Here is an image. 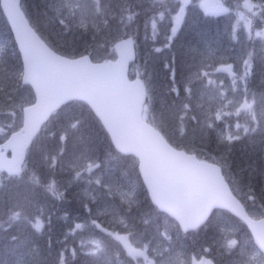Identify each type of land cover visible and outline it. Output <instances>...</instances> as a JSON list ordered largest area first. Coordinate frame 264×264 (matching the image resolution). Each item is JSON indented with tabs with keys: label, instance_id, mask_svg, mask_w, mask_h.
Segmentation results:
<instances>
[{
	"label": "snow or ice",
	"instance_id": "1",
	"mask_svg": "<svg viewBox=\"0 0 264 264\" xmlns=\"http://www.w3.org/2000/svg\"><path fill=\"white\" fill-rule=\"evenodd\" d=\"M190 2L56 0L50 18L59 26L54 42L26 18L20 0H0L23 57L19 66L0 60V231L16 229L7 233L10 259L5 264H70L69 251L72 261L83 254L93 258L91 264H111L104 237L120 244L128 264H216L211 245L189 255L167 229H157L146 242H131L132 226L122 214L136 203V186L125 191L105 178L106 165L97 162L82 131L97 121L110 137L109 156L130 164L138 182L142 177L139 186L146 188L154 211L178 232H195L224 210L249 230L243 238L214 242L231 258L228 264H264V167L245 177L234 174L230 159L242 136L258 135L264 142V93L249 99L247 86L257 59L264 67V0L235 5L247 41L259 38L258 58L255 48L244 44L228 63L218 55V38L209 37L182 68L175 58L163 65L167 80L162 87L139 72L135 80L127 76L133 34L150 26L155 35L160 22L167 21L163 46L168 48ZM199 6L205 14L234 11L228 0H200ZM69 35L73 39H65ZM230 37L238 39L236 25ZM234 64L242 65V72ZM73 105L80 106V115L60 120V113ZM242 117L247 118L243 123ZM85 184L96 186L91 200L85 199ZM75 188L81 189L77 198L87 211L84 223L70 227L55 251L50 235L41 248L39 238L52 226L47 204L66 200ZM117 195L120 203L109 204ZM110 213L120 217L126 235L103 222L101 217ZM80 229H89L93 238H82L78 248L69 250L68 235Z\"/></svg>",
	"mask_w": 264,
	"mask_h": 264
},
{
	"label": "trees",
	"instance_id": "2",
	"mask_svg": "<svg viewBox=\"0 0 264 264\" xmlns=\"http://www.w3.org/2000/svg\"><path fill=\"white\" fill-rule=\"evenodd\" d=\"M22 10L24 11L26 17L32 23H38L41 26L43 34L56 42V37L52 35L59 30V26L50 22V18L54 16L52 10L49 7V0H20ZM232 4L231 0H228ZM235 3L233 7H235ZM193 12V7L189 6L186 9L184 20L182 21L180 27L178 28L172 44L165 48L164 45V33L169 31L165 27L168 23L167 21H162L158 25L157 33L154 35L151 27L149 26L147 32H145L143 26H141L139 33H134L133 37L136 38L137 43V58L135 63L142 67V71H139L144 78L151 80L152 84L157 88L162 87L167 80V70L163 65L175 58L177 68H182L183 65L189 61L192 57L194 47H202V35L198 33L202 26L201 19L206 23H209L212 31L214 30L213 22L219 23L220 18L214 17H203L202 15L200 21L197 23L196 19H191V14ZM195 22L196 24H192ZM0 26H3L5 31L11 38L10 32L8 30L6 21L0 12ZM145 36V38H144ZM226 38L227 36L224 35ZM144 38V40H143ZM12 39V38H11ZM65 39H73L71 35L65 37ZM87 39H90L87 38ZM82 43V42H81ZM231 45H235L234 43ZM11 48H6L5 46L0 48V60H3L8 66H19L20 59L17 54L15 45L13 41L10 42ZM155 48H160V52H156ZM11 52V54H9ZM98 54L100 57L104 56V50L98 49ZM103 60V59H100ZM259 63H256L255 74L248 78V88L252 90L257 97L261 93H264V85L261 84L264 77L262 73L258 71ZM133 67V64H132ZM79 105H73L72 107L65 108L63 112L60 113L59 119L64 121L72 120L73 117H78L81 112ZM244 118V120H243ZM246 117L241 118V122H245ZM54 131L55 128L53 127ZM82 131L89 138V146L92 149L93 155L97 158V162H106L109 158V138L106 132L103 130L100 123L97 121L93 124L86 125ZM80 133H77L78 137ZM76 137H74L75 141ZM231 163L233 165L234 174H239L241 176L247 177L250 172L258 173L261 167H264V142L261 141L260 137L257 135L254 138L243 137L240 141L234 142V146L231 152ZM111 169L114 171V180L118 183L131 182L136 186V193L140 188L137 179L136 171L131 167L130 164L125 163L122 159L117 158L114 163L109 162ZM104 172L106 170L104 169ZM78 191V188L76 189ZM72 191H75L74 189ZM140 194L141 198L146 197L145 189ZM77 193H80L79 191ZM77 193H70L66 200L56 201L55 204L48 203L46 206V215L48 212L52 213V226L51 232L46 235L40 236L39 245L41 248L46 246V241L48 235L54 244V251L56 248L61 247L62 241L65 240V234L69 233V228L74 227L75 223H83L82 220L86 215V210L82 208L79 199L77 198ZM223 212V211H222ZM234 219V218H233ZM239 226V232L246 234L245 227L239 221H236ZM203 230L200 231V238H207L212 236V225L209 226V221L205 226L202 227ZM16 234V229H7L6 231H0V264H5L10 258L6 253V248L8 246L10 236L7 233ZM85 234V236L92 235L89 229H83L81 232L77 231L75 235H68L67 247L71 250L73 247L78 248L77 243L78 234ZM100 237L96 234L95 237ZM108 245L107 258H113V253L121 252V247L116 245L117 243L110 240L104 239ZM113 251V252H112ZM109 252V254H108ZM70 264H87L90 257L80 254L76 257L74 261L71 259V253L69 251Z\"/></svg>",
	"mask_w": 264,
	"mask_h": 264
},
{
	"label": "rangeland",
	"instance_id": "3",
	"mask_svg": "<svg viewBox=\"0 0 264 264\" xmlns=\"http://www.w3.org/2000/svg\"><path fill=\"white\" fill-rule=\"evenodd\" d=\"M232 1V6L234 5V2H239L242 4L243 0H231ZM208 3H214L216 0H207ZM56 3V0H49V7L52 10V5ZM235 3V5H236ZM200 0H191L189 6L193 7V12L191 14V19H196L197 18V23L200 21L201 17L199 18L200 15L203 17H214V18H220L219 23L214 26V30L210 28L209 23H206L201 19L200 22H202V26H199L198 33L204 34L202 35V43L204 42L205 38H218V47H219V53L218 55H221L225 58H227L228 63H233L236 60V55L241 49L242 45L247 44L249 48H255L257 58L260 55V49H259V38H256L255 43L251 41H247V32L244 29V21L241 20L239 23H237V18L235 16V7H233L234 11L232 15H228L225 13H219V14H212V11L210 10L208 14H205L204 9H202L200 6ZM188 6V7H189ZM52 14L53 11L51 12ZM182 21L178 25V28L180 27ZM193 25L196 24L195 22L192 23ZM233 25H236L237 27V32H238V39L237 40H232L230 37V31ZM5 28L3 26H0V48L5 46L6 48H11L10 42L12 39L8 35L7 31L4 30ZM258 30V29H256ZM226 35L227 38L224 36ZM254 35V33H253ZM145 38V36H144ZM143 38V40H144ZM136 39V38H135ZM231 43L235 45H231ZM202 47L200 48L199 46H193L195 50L199 51L200 49L203 48V44L201 45ZM11 54V52L9 53ZM257 62L259 63V60L257 59ZM141 65H137L135 62L133 63V67L131 70L132 76L137 77V73L139 71H142ZM235 70L238 72H242V65L240 64H234ZM258 71L261 72L262 77H264V67H261L259 64L258 66ZM140 73V72H139ZM256 72H254L255 74ZM141 74V73H140ZM253 74V75H254ZM142 75V74H141ZM223 75L227 76L226 73ZM226 86L231 85V79L228 78L225 81ZM262 85H264V78L261 82ZM248 86V84H247ZM243 85H241L240 90L242 91ZM250 96L249 99L252 98L251 94L253 93L252 90L249 88ZM247 119V118H246ZM245 119V120H246ZM244 120V118H243ZM242 120V123H243ZM0 123H3V121H0ZM52 138L49 137V140ZM117 158H109L106 162L105 165L106 167L104 168L106 170L105 172V178H111L113 181H115L114 178V171L111 169V165H109V162L114 163V161ZM99 174V173H98ZM117 185H119L123 190L127 191L130 190L131 187L134 185L131 182L127 183H118L115 181ZM85 187H88L89 191V196L85 197V199L91 200V197L94 195H97V193L94 191L96 188L95 185L87 186L86 184L84 185ZM72 191L71 193H77L78 191L81 192V189L78 188V191L76 190ZM63 190V189H61ZM115 191V189H114ZM146 192V190H145ZM140 194L143 196V193L141 192V189L138 190L136 193V203L132 207V211L126 215L122 214L126 221L129 223L130 226H132V231L134 235L130 238L131 242L133 244H136L138 241L140 242H146L148 238L153 237L156 234L157 229L160 231H164L167 229L169 231V234L173 237V241L178 245V246H183V248L191 255L193 252H199L201 246H209L211 245L214 248V251L212 252V256L215 257L216 259V264H228V261L231 259L223 253V250L219 247L218 242L222 240L225 236H228L229 238H243L245 234L243 232H239V226L237 224L236 219H233L231 215L227 212H222V211H217L214 216H211L209 219V226L212 225V236L207 237V238H200V230L196 232H190L186 234H182L181 232H178V230L173 227L172 223L169 222V219L165 217V215L161 214L162 216H159L157 214H160L158 211H154V206L150 203L147 193L146 197L143 199L141 198ZM108 203L112 204L113 206L118 205L120 203L119 196L115 198V201L113 202L111 198L108 199ZM126 207V205H125ZM93 210L95 212V205H93ZM157 213V214H155ZM87 217V211L86 215L83 218L82 222L84 223L85 218ZM101 219L103 222L113 229L114 231L119 232L121 235H126V230L123 228V225H121L118 220L120 219L119 216H116L114 214H109L106 216H102ZM148 220V223L145 224L144 221ZM80 223V222H79ZM83 229L77 230V231H82ZM89 239L93 238L92 235L85 236V234H78V240L79 242L77 245H80L81 239ZM96 238V237H94ZM100 238V237H98ZM110 239V238H109ZM111 240V239H110ZM114 242H116L114 240ZM119 246L120 244L116 242ZM121 247V246H120ZM123 253V252H122ZM124 254V253H123ZM125 258H120L119 264H128L129 257L124 254ZM211 258V257H208ZM111 264H117V258L116 254L113 253V258H107Z\"/></svg>",
	"mask_w": 264,
	"mask_h": 264
},
{
	"label": "water",
	"instance_id": "4",
	"mask_svg": "<svg viewBox=\"0 0 264 264\" xmlns=\"http://www.w3.org/2000/svg\"><path fill=\"white\" fill-rule=\"evenodd\" d=\"M0 11H1V13H2V15H3V17L5 18V20H6V23H7V25H8V28L10 29V32H11V35H12V38H13V41H14V44H15V46H16V49H17V52H18V54H19V56H20V60H21V64H22V60H23V57H22V54H21V52H20V49H19V45L16 43V40H15V33L12 31V28H11V24L9 23V21H8V18H7V16L3 13V9H2V7H0ZM23 11V10H22ZM135 58H136V54H135V46H134V43H133V45H132V47H131V52H130V55H129V58H128V61H127V76H128V68H129V64L131 63V62H133L134 60H135ZM102 63V62H101ZM129 78V77H128ZM137 77H135V78H133V79H130V80H135ZM106 131V130H105ZM110 138V137H109ZM141 179H142V177H141ZM149 196V199H150V201H151V197H150V195H148ZM152 203V202H151ZM230 214V213H229ZM231 215V214H230ZM232 216V215H231ZM234 217V216H233ZM234 218H236V217H234ZM236 219H238V218H236ZM246 226V225H245ZM246 228H247V226H246ZM249 231V230H248Z\"/></svg>",
	"mask_w": 264,
	"mask_h": 264
}]
</instances>
